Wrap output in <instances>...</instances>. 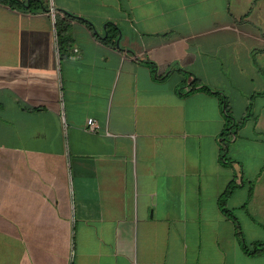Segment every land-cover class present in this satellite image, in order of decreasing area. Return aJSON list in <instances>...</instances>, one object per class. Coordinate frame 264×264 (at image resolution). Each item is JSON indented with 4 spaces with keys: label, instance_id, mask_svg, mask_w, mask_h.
<instances>
[{
    "label": "crops",
    "instance_id": "obj_1",
    "mask_svg": "<svg viewBox=\"0 0 264 264\" xmlns=\"http://www.w3.org/2000/svg\"><path fill=\"white\" fill-rule=\"evenodd\" d=\"M20 1L0 0V264H264L244 248L264 241V95L225 163L202 88L250 112L264 0Z\"/></svg>",
    "mask_w": 264,
    "mask_h": 264
},
{
    "label": "trees",
    "instance_id": "obj_2",
    "mask_svg": "<svg viewBox=\"0 0 264 264\" xmlns=\"http://www.w3.org/2000/svg\"><path fill=\"white\" fill-rule=\"evenodd\" d=\"M4 1H7V2H11L13 4L17 3L19 4L18 6L21 7V3L22 1L20 0H4ZM31 3H34L35 1L36 2H40V3H43L44 1L43 0H30ZM114 30H116V33L115 35L118 33V27H114ZM114 35V36H115ZM114 36H110V37H107V40L109 41H113L114 40ZM202 88L208 92H211V93H214L216 94L221 102H222V105L225 109V114H226V117L228 119V127L224 130V132L222 133V136H223V140H224V144H225V147H224V155L222 157V159L224 160L225 163H230V159L227 157V149H228V142L230 141V136L232 134H237V130L247 121L249 120L250 118H253L254 116H252V108H253V103L256 99V97L258 96H261V95H264V90L263 91H257L255 93H253L250 97V106H249V113H247L242 119L241 121H235V118L234 116L230 113V109H229V106H228V98L226 96V94H224L223 92L221 91H218V90H214L213 88L209 87L208 85H202ZM252 116V117H251ZM230 127V128H229ZM236 188V184L232 181L227 189L225 190V192L223 193V197H222V209L230 216L234 217V213L228 209L226 206H225V201H226V198L228 196H230L232 194V192L234 191V189ZM254 245V248L252 250H249L248 249V246L247 244H244V248L251 252V253H254V252H257V253H261V252H264V241H256L253 243Z\"/></svg>",
    "mask_w": 264,
    "mask_h": 264
},
{
    "label": "built area",
    "instance_id": "obj_3",
    "mask_svg": "<svg viewBox=\"0 0 264 264\" xmlns=\"http://www.w3.org/2000/svg\"><path fill=\"white\" fill-rule=\"evenodd\" d=\"M86 128L89 131H97L100 128V125L96 119L90 117L86 121Z\"/></svg>",
    "mask_w": 264,
    "mask_h": 264
},
{
    "label": "rangeland",
    "instance_id": "obj_4",
    "mask_svg": "<svg viewBox=\"0 0 264 264\" xmlns=\"http://www.w3.org/2000/svg\"><path fill=\"white\" fill-rule=\"evenodd\" d=\"M261 12H263V13H264V8H262V9H261ZM249 156H250V158H252V157H251V156H252V152L250 153V155H249Z\"/></svg>",
    "mask_w": 264,
    "mask_h": 264
}]
</instances>
